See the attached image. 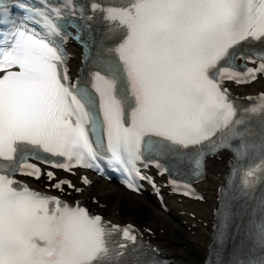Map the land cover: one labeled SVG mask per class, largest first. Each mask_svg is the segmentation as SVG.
<instances>
[{"label": "snow or ice", "instance_id": "1", "mask_svg": "<svg viewBox=\"0 0 264 264\" xmlns=\"http://www.w3.org/2000/svg\"><path fill=\"white\" fill-rule=\"evenodd\" d=\"M8 7L0 0V264H129L131 254L136 264H159L158 250L134 225L91 215L18 177L81 192L56 170L103 174L104 165L129 189L138 192L146 181L158 192L144 171L152 167L173 191L192 196L208 158L228 151L234 164L220 189L219 243L229 192L232 200L251 199L257 174L264 176V91L246 97L247 107L230 91L264 79V0H90L88 11L101 14L112 46L87 56L93 67L75 79L61 6L26 7L19 20ZM62 7L72 8V0ZM86 27L72 38L88 53L94 41L81 39ZM79 181L92 184L87 175ZM247 226L252 247L226 264H264V197Z\"/></svg>", "mask_w": 264, "mask_h": 264}, {"label": "bare ground", "instance_id": "2", "mask_svg": "<svg viewBox=\"0 0 264 264\" xmlns=\"http://www.w3.org/2000/svg\"><path fill=\"white\" fill-rule=\"evenodd\" d=\"M77 56L71 63L75 69L80 66V50H73ZM264 89V81L247 87L244 94H256ZM228 172V156L209 162L208 172L200 182L205 194L204 203H195L185 199L169 197L168 211L163 210L157 200L149 195L137 196L115 183L101 178H93V183L83 188L76 198L91 200L95 198L97 206L106 219L112 221H132L140 227L150 226L153 234L150 240L163 252L173 256L177 264H204L208 248L213 237V216L217 205L218 187ZM207 224V225H205ZM188 243V246H183Z\"/></svg>", "mask_w": 264, "mask_h": 264}, {"label": "rangeland", "instance_id": "3", "mask_svg": "<svg viewBox=\"0 0 264 264\" xmlns=\"http://www.w3.org/2000/svg\"><path fill=\"white\" fill-rule=\"evenodd\" d=\"M149 227H150V226H149ZM183 246H186V247H187V246H188V243H184Z\"/></svg>", "mask_w": 264, "mask_h": 264}]
</instances>
